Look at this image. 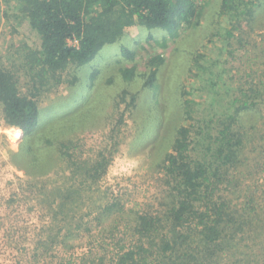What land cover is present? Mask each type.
I'll use <instances>...</instances> for the list:
<instances>
[{"label": "rangeland", "instance_id": "1", "mask_svg": "<svg viewBox=\"0 0 264 264\" xmlns=\"http://www.w3.org/2000/svg\"><path fill=\"white\" fill-rule=\"evenodd\" d=\"M197 1L200 16L173 35L129 27L60 82L35 86L26 55L40 47V36L20 0H0V67L40 109L36 130L27 135L5 120L0 102V264H76L89 252H108L112 236L130 239L139 214L163 216L170 197L162 167L176 129L234 109L238 87L264 81V0H255L250 20L232 40L222 0ZM153 69L154 84H145ZM216 80L220 89L212 87ZM182 87L192 92L195 119H181ZM244 112L252 139L235 180L221 193L253 221L212 264H264V97ZM63 142L71 161L58 149ZM106 159V173L92 177L93 165ZM107 203L112 210H105Z\"/></svg>", "mask_w": 264, "mask_h": 264}, {"label": "trees", "instance_id": "2", "mask_svg": "<svg viewBox=\"0 0 264 264\" xmlns=\"http://www.w3.org/2000/svg\"><path fill=\"white\" fill-rule=\"evenodd\" d=\"M20 3L22 13L41 39L40 47L29 48L26 55L35 86L60 82L71 67L91 62L104 47L120 40L129 27L144 26L173 35L180 24L201 13L197 0H20ZM254 3L255 0H222L220 15L231 20L227 24V39L232 40L234 31L242 30L250 20ZM122 50L133 57L127 46ZM200 57L196 54V62ZM157 73L153 69L145 84L153 85ZM130 74H136L135 68ZM218 82H213V89H220ZM238 91L232 101L234 109L229 108L214 119L197 116V124L182 123L176 129L162 167L170 197L163 216L138 213L130 239L112 236L110 243H106L109 246L105 245L108 252L100 256L91 253L90 257L89 252L76 264H212L231 250L235 236L244 232L253 220L246 215L245 207L234 209L221 191L229 190L235 171L243 165L246 146L252 139L244 111L259 106L264 97V81L238 87ZM127 93L121 96L122 101ZM191 95V91L182 87L181 119H195ZM135 98L133 95L129 104ZM0 102L10 125L23 128L27 135L36 130L38 102L22 94L14 75L1 67ZM162 123L167 124V119L163 118ZM47 142L54 141L47 139ZM69 148L68 142H63L58 149L71 161L73 153ZM109 162L106 159L104 166L103 162L95 163L91 176L106 173ZM113 207V203H107L105 210ZM122 209L125 208L119 210Z\"/></svg>", "mask_w": 264, "mask_h": 264}]
</instances>
